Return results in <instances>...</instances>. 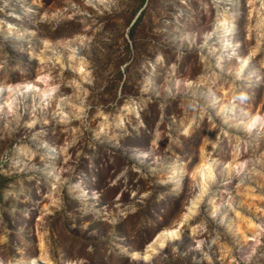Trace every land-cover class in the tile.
<instances>
[{
	"label": "rangeland",
	"instance_id": "374dc122",
	"mask_svg": "<svg viewBox=\"0 0 264 264\" xmlns=\"http://www.w3.org/2000/svg\"><path fill=\"white\" fill-rule=\"evenodd\" d=\"M0 89V264H264V0H0Z\"/></svg>",
	"mask_w": 264,
	"mask_h": 264
},
{
	"label": "bare ground",
	"instance_id": "6f19581e",
	"mask_svg": "<svg viewBox=\"0 0 264 264\" xmlns=\"http://www.w3.org/2000/svg\"><path fill=\"white\" fill-rule=\"evenodd\" d=\"M218 27V26H217ZM219 28V27H218ZM244 65L247 63V59L243 60L242 62ZM83 67L79 69V73H82ZM27 87H30V84L27 85ZM35 87V86H34ZM33 87V88H34ZM17 88V87H16ZM1 90V89H0ZM188 217V216H187ZM181 227V226H180ZM179 235V230L177 228L174 229H165L158 234L157 242H163L165 240H175ZM160 246V245H159Z\"/></svg>",
	"mask_w": 264,
	"mask_h": 264
}]
</instances>
